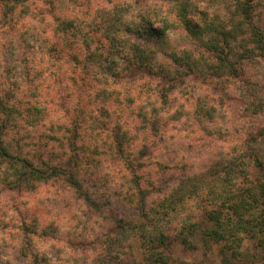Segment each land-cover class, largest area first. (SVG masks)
I'll return each instance as SVG.
<instances>
[{
    "label": "clouds",
    "instance_id": "9594fccd",
    "mask_svg": "<svg viewBox=\"0 0 264 264\" xmlns=\"http://www.w3.org/2000/svg\"><path fill=\"white\" fill-rule=\"evenodd\" d=\"M0 264H264V0H0Z\"/></svg>",
    "mask_w": 264,
    "mask_h": 264
},
{
    "label": "trees",
    "instance_id": "16d2710c",
    "mask_svg": "<svg viewBox=\"0 0 264 264\" xmlns=\"http://www.w3.org/2000/svg\"><path fill=\"white\" fill-rule=\"evenodd\" d=\"M223 216V213H220L219 216H213L212 218L215 220H219Z\"/></svg>",
    "mask_w": 264,
    "mask_h": 264
}]
</instances>
